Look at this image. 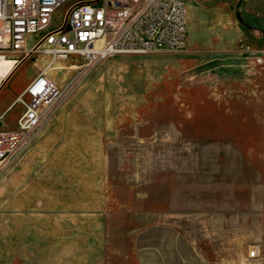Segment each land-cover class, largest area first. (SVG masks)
Listing matches in <instances>:
<instances>
[{
  "label": "rangeland",
  "instance_id": "obj_1",
  "mask_svg": "<svg viewBox=\"0 0 264 264\" xmlns=\"http://www.w3.org/2000/svg\"><path fill=\"white\" fill-rule=\"evenodd\" d=\"M185 2L180 51L47 70L76 82L0 166V264H264V0ZM50 60L20 63L0 112Z\"/></svg>",
  "mask_w": 264,
  "mask_h": 264
},
{
  "label": "built area",
  "instance_id": "obj_2",
  "mask_svg": "<svg viewBox=\"0 0 264 264\" xmlns=\"http://www.w3.org/2000/svg\"><path fill=\"white\" fill-rule=\"evenodd\" d=\"M187 32L185 0H0V61L18 67L35 55L51 58L0 115L1 122L22 107L14 128L0 125V166L26 149L69 95L76 80L62 87L47 74L56 62L81 60L85 75L116 55L180 51ZM32 37L38 40L30 46ZM256 63H264V52ZM5 82L0 72V89Z\"/></svg>",
  "mask_w": 264,
  "mask_h": 264
},
{
  "label": "bare ground",
  "instance_id": "obj_3",
  "mask_svg": "<svg viewBox=\"0 0 264 264\" xmlns=\"http://www.w3.org/2000/svg\"><path fill=\"white\" fill-rule=\"evenodd\" d=\"M15 63L13 61L2 60L0 61V72L1 75L7 80L9 76L16 69Z\"/></svg>",
  "mask_w": 264,
  "mask_h": 264
},
{
  "label": "crops",
  "instance_id": "obj_4",
  "mask_svg": "<svg viewBox=\"0 0 264 264\" xmlns=\"http://www.w3.org/2000/svg\"><path fill=\"white\" fill-rule=\"evenodd\" d=\"M187 12H188V10H187ZM187 34H188V32H187ZM5 110H6V109H5ZM5 110H4V111H5ZM4 111L0 112V115H1ZM7 126H8V125H7ZM15 126H16V123H15ZM15 126H14V127H15Z\"/></svg>",
  "mask_w": 264,
  "mask_h": 264
}]
</instances>
